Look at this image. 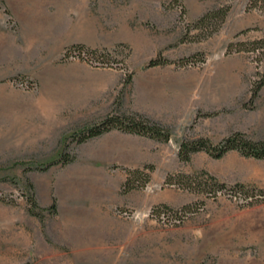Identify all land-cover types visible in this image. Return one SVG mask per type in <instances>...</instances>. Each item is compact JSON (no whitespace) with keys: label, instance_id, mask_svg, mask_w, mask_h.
Listing matches in <instances>:
<instances>
[{"label":"rangeland","instance_id":"374dc122","mask_svg":"<svg viewBox=\"0 0 264 264\" xmlns=\"http://www.w3.org/2000/svg\"><path fill=\"white\" fill-rule=\"evenodd\" d=\"M1 1L7 10L6 0ZM79 1L89 4L95 19L120 39L110 49L116 50V61H123L115 68L125 66L135 75L160 54L173 62L199 54L205 63L167 65L194 77L187 88L185 123L168 127L169 143H146L145 159L139 155L136 168L153 166L150 182L123 193L126 169L136 168L113 161V136L72 144L67 152L77 156L74 163L40 171L59 158L66 143L51 152L24 145L39 138L35 130L17 128V114L32 106L28 98L42 95L36 77L40 57L26 50L8 15L3 25L8 34L0 32V264H264V160L236 151L221 159L199 152L187 163L178 156L183 141L207 139L216 145L235 132L264 140V87L252 98L253 87L264 78V12L249 9L250 0ZM221 8L230 9L221 29L206 40L192 39L200 34L194 24ZM231 43L237 46L226 54ZM131 85L124 100L131 98ZM90 116L97 118L75 124L73 131L105 117L99 112ZM208 174L233 189L207 197L179 183V175ZM27 179L41 208L56 198L58 213L44 212V222L29 212ZM240 184L244 191L237 189ZM188 204L193 209L183 210ZM155 208L161 215L153 213ZM75 214L98 221L97 257L76 259L68 245V219Z\"/></svg>","mask_w":264,"mask_h":264},{"label":"crops","instance_id":"0c3cea01","mask_svg":"<svg viewBox=\"0 0 264 264\" xmlns=\"http://www.w3.org/2000/svg\"><path fill=\"white\" fill-rule=\"evenodd\" d=\"M5 2L8 13L0 0V32L8 34L3 25H6L8 15L11 16L17 23L18 34L26 50H35L40 57L39 74L36 77L42 95L26 100L32 106L19 108L17 128L26 132H39V138L34 142L23 139L26 147H35L29 151L51 152L62 145L69 133L75 132V124L97 118L91 117V113L99 112L106 116L112 111L115 92L121 87L124 77L123 71L118 69L94 68L81 61L61 63L59 58L72 45L114 49L120 39L95 19L86 2ZM193 80L191 74L172 66L153 67L138 72L133 77L131 98L123 100L122 111L126 114L139 113L165 128L182 126L187 112V88L192 85ZM24 120L27 122H23ZM30 121L33 123H29ZM108 136L115 138L114 144L110 146L113 161H122L127 167H139L138 158L141 156L145 159L148 150L146 143L150 142V147L154 143L152 139L119 131H112L98 138ZM94 212L96 213L95 210ZM84 219L79 214L68 219L67 243L75 250L76 259L80 256L91 259L99 254L100 238L94 233L99 228L98 221L94 218L89 221ZM84 222L87 228L84 227ZM81 224L83 228L80 235L78 228ZM74 227L77 229L76 234L71 235ZM86 238V243L89 244L87 246Z\"/></svg>","mask_w":264,"mask_h":264},{"label":"trees","instance_id":"16d2710c","mask_svg":"<svg viewBox=\"0 0 264 264\" xmlns=\"http://www.w3.org/2000/svg\"><path fill=\"white\" fill-rule=\"evenodd\" d=\"M249 9L260 10L264 12V0H250ZM5 11L8 13L7 10ZM229 11V8H221L205 14L194 24L193 28L200 31V34L194 35L192 39L202 41L216 34L225 22ZM120 46L121 45L118 47ZM236 46L237 45L232 43L229 44L226 54H231ZM115 51L116 50L111 51L107 48L94 49L83 44H76L66 48L61 62L64 63L71 60H80L97 68L118 69L123 71L124 77L121 82V88L114 102V109L98 122L82 129L79 132H74L69 137L65 138L64 142L66 144L63 153L60 154L57 160L41 167L40 171L47 172L54 166L66 167L74 163L77 159V156H71L67 152L70 145H82L92 139H96L112 131H119L125 134L141 136L160 143H169L172 140V133L169 128H165L139 113L126 114L121 112L125 89L132 84L134 73L126 72L127 69L125 66H123V68H115L117 67L116 65L123 63V61H116L113 58V52L115 53ZM238 51H242V49H238L237 52ZM198 57L199 54L181 59L179 62H173L163 58L160 54L156 58L151 59L145 66V69L167 66L171 64H175L176 67L183 68L188 65L194 66L198 63H205V58L199 59ZM30 84H32V81ZM263 87L264 78L260 82L256 83L253 87V99L258 97ZM233 151L238 152L245 158L264 160V140H253L242 132H235L216 145L212 144L207 139H200L193 142L183 141L179 145L178 156L181 162L187 163L190 162L191 156L195 153L206 152L214 158L221 159ZM153 169L154 167L150 165L143 168L126 169L127 179L123 186V193L144 188L150 182V172H152ZM26 181L28 189L32 192L30 196H26L27 202L30 205V214L39 218L42 222L45 220L44 212L47 211L51 215H56L58 213L56 198L53 199V203L49 208H41L36 200L35 186L33 182H31L29 179ZM170 181H173L172 176L169 177V182ZM179 183L185 189H188L189 191L196 194L206 195L207 197H217L218 194L223 192L226 193L227 191L233 189L210 174H208V178H205L201 175H179ZM236 187L241 191L245 190V186L243 184L237 185ZM164 207L167 208V206ZM191 209H193L192 204H188L183 207V210L191 211ZM153 213L161 215L162 212L160 208H155Z\"/></svg>","mask_w":264,"mask_h":264}]
</instances>
